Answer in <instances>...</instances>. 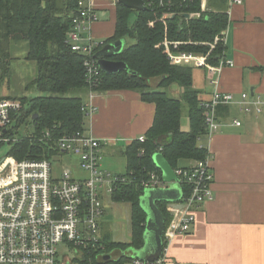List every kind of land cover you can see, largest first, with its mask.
<instances>
[{
	"label": "trees",
	"instance_id": "16d2710c",
	"mask_svg": "<svg viewBox=\"0 0 264 264\" xmlns=\"http://www.w3.org/2000/svg\"><path fill=\"white\" fill-rule=\"evenodd\" d=\"M78 1L0 0V83L11 70L12 42L25 41L28 47L25 58L37 64V74L27 89L35 87L39 92L47 93L32 97L23 95L18 99L11 97L21 103V110L13 115L15 132L29 119L35 127L32 135L8 144L10 150L7 155L18 161L50 159L53 153L58 154L40 141L46 131L60 136L85 128L87 116L82 106L90 88L85 81L83 57L73 52L67 44L72 18L78 11ZM208 5L216 11L191 20L188 26L185 22L181 24L178 17L171 18L151 6L139 11L117 2L116 9L111 10L115 11V28L107 41L121 38L133 40L112 59L124 61L128 70L136 74L128 70L116 74L102 72L95 91L137 90L144 102L155 105V116L145 140L135 139L123 150L127 166L119 176L126 177V181H118L110 196L114 202L131 205L130 242H116L111 240L110 234H102L105 252L101 253V249L86 251L81 259L72 264H122L129 259L125 252L144 246L147 213L140 201L145 193L143 182L149 179L151 173L163 177L162 171L154 163V154L162 153L173 169L188 167L184 166L187 161L205 159L208 155V148L202 144L207 128L200 93L193 86V66L173 64L167 58L164 47L167 40L191 38L195 41H212L225 29L228 26V0H208ZM186 49L198 53L208 51V47L202 45L174 48L177 51ZM224 50L225 46L219 44L210 62L218 64ZM176 86L181 91L179 98L168 93V89ZM185 107L189 130L182 127ZM218 112L227 115L229 106H220ZM36 114L38 117L34 118ZM182 187L185 191L186 186ZM169 204L167 201H157L164 215L165 226L172 220V214L167 211ZM116 252L121 254L119 260L104 261V255L113 256Z\"/></svg>",
	"mask_w": 264,
	"mask_h": 264
},
{
	"label": "built area",
	"instance_id": "2783aa9c",
	"mask_svg": "<svg viewBox=\"0 0 264 264\" xmlns=\"http://www.w3.org/2000/svg\"><path fill=\"white\" fill-rule=\"evenodd\" d=\"M117 2L79 0L78 11L72 18V28L68 33L67 44L84 60L85 81L90 90L82 111L87 118L97 112L94 104L95 88L99 86L103 72L96 54L108 43L107 38L95 37L94 26L100 21L98 11H111ZM243 3L244 0H228L226 13ZM145 4L162 10L171 18L178 17L186 26L191 20L216 11L209 7L208 0H145ZM219 44H227L226 28L212 41L167 40L164 47L167 58L173 64H193L221 74L225 67H233L235 63L224 53L218 64L210 62ZM183 45L207 46L208 51L195 53L172 48ZM212 83L218 84L216 80ZM233 103H236L235 96L220 90H216L210 99L202 100L208 137L219 129L218 108ZM238 103L245 113L264 112V95L253 97L249 93H242ZM20 110V101L0 97V147L20 140L16 136L13 121V115ZM235 124L241 125L239 121H235ZM145 138L141 136L139 140L144 141ZM40 141L58 154L53 153L50 159L41 160L18 161L7 154L0 158V264H67L69 259L64 253L60 255V252L69 248L76 254L96 249L105 252L101 232V220L105 212L103 198L110 197L114 185L120 180L126 181V177L101 167L105 142L86 127L60 136L46 131ZM65 156L77 158L78 171L83 172L84 176H75L74 169L65 163H61L57 170V163L64 160ZM174 170L177 176L174 183L181 186L183 196L180 201L170 203L167 207L172 220L164 232V254L155 261L131 258L133 264H165V252L171 240L179 233H189L199 209L215 198L209 152L205 159ZM183 185L186 186L185 191ZM143 186L145 189L168 188L169 182L151 173Z\"/></svg>",
	"mask_w": 264,
	"mask_h": 264
},
{
	"label": "crops",
	"instance_id": "0c3cea01",
	"mask_svg": "<svg viewBox=\"0 0 264 264\" xmlns=\"http://www.w3.org/2000/svg\"><path fill=\"white\" fill-rule=\"evenodd\" d=\"M111 16V20L100 19L95 24V37L113 35V12ZM227 17L224 55L235 65L219 74L188 64L193 66V86L200 100L210 99L216 90L231 93L236 100L227 115L218 112V131L202 139L211 154L215 198L199 209L189 233H179L171 240L165 264H264V112L245 113L238 103L242 93L264 95V0H244ZM177 90V86L172 88ZM94 104L97 112L86 121L87 130L105 142L101 167L121 172L124 165L126 170L123 150L145 136L153 124L155 105L144 102L137 90L96 92ZM189 127L188 120L183 129ZM117 156L125 162L118 163ZM190 164L187 161L184 166ZM103 199L106 209L112 199ZM129 208L131 235L130 204ZM103 217L101 232L111 235L104 228Z\"/></svg>",
	"mask_w": 264,
	"mask_h": 264
},
{
	"label": "rangeland",
	"instance_id": "374dc122",
	"mask_svg": "<svg viewBox=\"0 0 264 264\" xmlns=\"http://www.w3.org/2000/svg\"><path fill=\"white\" fill-rule=\"evenodd\" d=\"M113 13H115V11ZM98 15L101 20H105V21L111 20V17H112L110 10H105V11L99 10ZM169 41L197 42L195 40H192L191 38L182 39V40H169ZM132 42H133L132 39H127L125 45L127 46L131 44ZM187 46H196V45H187ZM175 47H182V46H172L173 49ZM186 50L189 51L188 49ZM27 52H28V47L25 41H20L17 43L12 42V46L10 48L11 57L13 58V60L11 61V65H10L11 70H10V73L8 74V77L2 83H0V97H6L8 99H11L12 97V98L18 99L19 97H22L23 95L32 97V96H36L40 94H47L45 92H42V93L39 92V90L36 89L35 87H30L29 89H27V85L35 78L37 74L36 62L32 60H27L25 58ZM71 93L78 94V92H71ZM168 93L170 96L179 98L181 91H178V90L172 91V88H170L168 89ZM87 124L88 122L86 121V129L88 128ZM187 126H188V116H187L186 107H185L183 111L182 127L184 129H187ZM33 133H35V127L32 121L29 119L28 121H25L17 129L16 136L18 138H24L28 135H32ZM9 150H10V145L8 144L0 147V158H3L9 152ZM105 157L106 156L103 155L102 160H104ZM117 159H118V163H121L122 161L123 163L125 162L124 157L121 158L120 156L119 157L117 156ZM61 163H65L68 167H72L74 169L75 176H84L83 172H79L80 170L78 171V168H77L78 163H77L76 157L74 159L73 157L65 156L64 160L61 159V161L57 163V170L60 168ZM123 167H122L123 171L121 172L120 171L114 172L110 170L109 171L113 174H121L125 171ZM107 202L109 206H107L105 209L106 211L105 215L103 214L104 216L103 223L105 225L104 228L110 229L111 238H112L111 240L116 241V242H130L131 235H130V223H129V216H130L129 203L125 202L124 204L117 205L114 201L113 203L110 200H108ZM169 222L166 225V227L169 225ZM131 232H132V226H131ZM105 233L106 232H104V234ZM63 253L69 259V263L67 264H70V263L72 264L73 261L81 259L85 255V252H79L76 254L72 249L70 250V248L61 251L60 255H62ZM128 255L130 254L126 255L127 258H128ZM120 257H121L120 252H116V253H113L112 259L117 261V259H119ZM71 259H73V261L70 262ZM107 264H118V263L111 262ZM122 264H133V263H132V260L127 259Z\"/></svg>",
	"mask_w": 264,
	"mask_h": 264
},
{
	"label": "water",
	"instance_id": "95a60500",
	"mask_svg": "<svg viewBox=\"0 0 264 264\" xmlns=\"http://www.w3.org/2000/svg\"><path fill=\"white\" fill-rule=\"evenodd\" d=\"M119 3L132 10H145L147 8L145 0H118ZM188 15H186L187 17ZM182 24V21H180ZM125 38L108 42L96 54L98 62L103 72L108 74L120 73L128 70V65L124 61L114 60L113 57L121 54L126 45ZM130 73L132 71L128 70ZM136 74V73H133ZM38 117L36 114L34 118ZM154 163L162 171L163 179L169 182L168 188H148L145 189L144 195L141 197V206L147 213L145 228V244L141 249H130L128 258H141L148 261L160 259L164 254V232L165 219L162 211L157 205V201H167L176 203L182 199L183 191L179 184L174 183L177 176L175 170L160 152L154 154ZM127 255V254H126ZM112 259L111 254L104 255V261L108 262ZM119 260V259H118Z\"/></svg>",
	"mask_w": 264,
	"mask_h": 264
}]
</instances>
